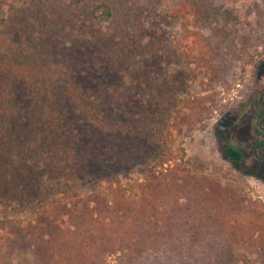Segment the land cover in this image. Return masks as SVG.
Returning <instances> with one entry per match:
<instances>
[{
    "label": "trees",
    "instance_id": "16d2710c",
    "mask_svg": "<svg viewBox=\"0 0 264 264\" xmlns=\"http://www.w3.org/2000/svg\"><path fill=\"white\" fill-rule=\"evenodd\" d=\"M117 11L0 0V264H253L263 205L170 145L212 99L168 112L179 75L162 65L224 83L233 64L215 0ZM160 20L178 24L177 44L164 45Z\"/></svg>",
    "mask_w": 264,
    "mask_h": 264
},
{
    "label": "rangeland",
    "instance_id": "374dc122",
    "mask_svg": "<svg viewBox=\"0 0 264 264\" xmlns=\"http://www.w3.org/2000/svg\"><path fill=\"white\" fill-rule=\"evenodd\" d=\"M111 1L114 11L119 14L118 8L136 13L147 0ZM173 4L174 0H154L155 12L163 15ZM215 4L222 30L236 47L233 64L224 83L209 82L201 72L197 78H192L193 65L185 67L178 62L175 66L162 65L166 75L171 73V67L179 75L173 102H164L165 109L173 104L168 112L183 107L188 100L212 99V103L205 104L209 110L193 128L173 131L170 145L183 152L190 169L216 173L223 184L238 186L264 208V160L251 155L252 141L248 137L253 135L256 119L247 107L249 101L264 91V0H215ZM16 5L20 3L14 2L12 7ZM160 21L159 32L163 31L164 45L177 44L180 37L176 41V35L181 33L178 24L166 25ZM221 139L240 149L247 147L237 164H231L220 153L217 141ZM134 151L141 155L143 147ZM263 261L264 252L253 264H263Z\"/></svg>",
    "mask_w": 264,
    "mask_h": 264
},
{
    "label": "flooded vegetation",
    "instance_id": "af4514ba",
    "mask_svg": "<svg viewBox=\"0 0 264 264\" xmlns=\"http://www.w3.org/2000/svg\"><path fill=\"white\" fill-rule=\"evenodd\" d=\"M248 110L255 116L256 126L252 128V137H248L252 141L251 155L254 158L264 160V118L260 121L261 116L264 114V96L259 98L257 95L256 99H253L247 104ZM235 146V145H234ZM241 153L243 158V152L247 150V147L240 149L235 146Z\"/></svg>",
    "mask_w": 264,
    "mask_h": 264
},
{
    "label": "water",
    "instance_id": "95a60500",
    "mask_svg": "<svg viewBox=\"0 0 264 264\" xmlns=\"http://www.w3.org/2000/svg\"><path fill=\"white\" fill-rule=\"evenodd\" d=\"M262 95L264 96V91H262V92L259 94V98H261ZM263 118H264V114L261 116L260 121H262Z\"/></svg>",
    "mask_w": 264,
    "mask_h": 264
}]
</instances>
